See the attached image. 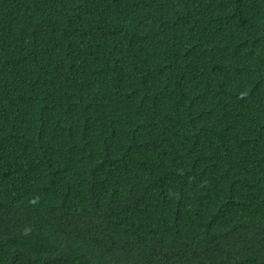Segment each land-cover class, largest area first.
Listing matches in <instances>:
<instances>
[{
	"label": "trees",
	"instance_id": "obj_1",
	"mask_svg": "<svg viewBox=\"0 0 264 264\" xmlns=\"http://www.w3.org/2000/svg\"><path fill=\"white\" fill-rule=\"evenodd\" d=\"M0 264H264V0H0Z\"/></svg>",
	"mask_w": 264,
	"mask_h": 264
}]
</instances>
